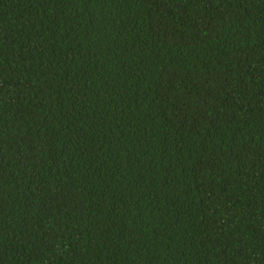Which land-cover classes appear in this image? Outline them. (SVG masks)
I'll return each instance as SVG.
<instances>
[{
  "label": "trees",
  "instance_id": "1",
  "mask_svg": "<svg viewBox=\"0 0 264 264\" xmlns=\"http://www.w3.org/2000/svg\"><path fill=\"white\" fill-rule=\"evenodd\" d=\"M0 264H264V0H0Z\"/></svg>",
  "mask_w": 264,
  "mask_h": 264
}]
</instances>
